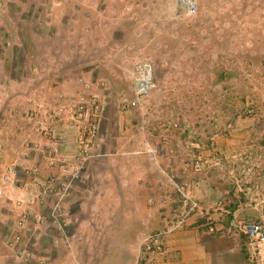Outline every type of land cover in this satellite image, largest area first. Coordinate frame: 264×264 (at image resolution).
Instances as JSON below:
<instances>
[{"label":"rangeland","instance_id":"rangeland-1","mask_svg":"<svg viewBox=\"0 0 264 264\" xmlns=\"http://www.w3.org/2000/svg\"><path fill=\"white\" fill-rule=\"evenodd\" d=\"M0 184V264L53 246L113 264L124 235L131 264L138 233L189 211L174 231L244 247L238 221L264 213V0H0Z\"/></svg>","mask_w":264,"mask_h":264},{"label":"crops","instance_id":"crops-1","mask_svg":"<svg viewBox=\"0 0 264 264\" xmlns=\"http://www.w3.org/2000/svg\"><path fill=\"white\" fill-rule=\"evenodd\" d=\"M259 214V220L264 222V213L261 212ZM140 221L142 220H138V222ZM199 226V223L195 224L193 223V219H191L188 221L185 228L164 235L162 238L164 248L162 252H150L140 247L139 242L144 232L142 235L138 233L136 235L137 243L134 253L135 257L131 264L135 263L137 256H139V261L140 263L142 262V264H264V246L261 248V251H259V254H257L256 260L251 261L246 248L247 238L245 236L244 241H246V243H244L243 247L238 236H232L230 233L227 234L224 232L225 230L230 232L232 229L231 227L225 229L220 237H215V234H208L206 231L202 232ZM122 238V244L118 245L116 247L117 249H114L113 253H111L112 257H114L111 260L115 261L113 264H125L128 259H130L129 253H125L129 246V236L125 237L124 235ZM3 247L6 252V247ZM50 251L51 252L47 254L50 258L48 261L40 257L35 259L34 263L85 264L80 262L76 252L72 251L71 253L69 249L59 250L53 246ZM118 252L122 253L121 259H119ZM40 260H42V263H39ZM122 261L123 263H121ZM22 262L23 261L17 260V262L14 261L13 263L21 264Z\"/></svg>","mask_w":264,"mask_h":264},{"label":"built area","instance_id":"built-area-1","mask_svg":"<svg viewBox=\"0 0 264 264\" xmlns=\"http://www.w3.org/2000/svg\"><path fill=\"white\" fill-rule=\"evenodd\" d=\"M182 3L185 6L186 10H188L189 12L194 11L196 0H182ZM3 194H4V189L0 184V197H2ZM184 197L185 199H189L186 194H184ZM194 205L195 203H193V206ZM189 212L186 214L188 215ZM185 215L182 214L181 218L177 220L174 224H172L166 231L164 230L155 233L143 234L142 235L143 237L141 238L140 247H143L145 250H148L150 252H161L163 247V243H162L163 234H167L174 231L178 226L184 223ZM238 224L240 226L241 231L245 234L247 238L246 248L248 250L249 258L251 261H255L257 254H259V251H261V248L264 246V222L259 220L248 219L242 221L240 220L238 221ZM208 230L210 232L213 231L212 226H209ZM25 246H26V241H25ZM9 249H11L13 253H17L19 252V250L20 251L26 250V248L24 249V247H18V246L9 247ZM35 255L36 254L32 252L30 257L29 255L25 257L23 255H18V257L22 256L23 257L22 261L24 262L29 260L31 261ZM139 260H140L139 256H137L134 264H142V262L140 263ZM39 263H42V260H40Z\"/></svg>","mask_w":264,"mask_h":264},{"label":"bare ground","instance_id":"bare-ground-1","mask_svg":"<svg viewBox=\"0 0 264 264\" xmlns=\"http://www.w3.org/2000/svg\"><path fill=\"white\" fill-rule=\"evenodd\" d=\"M140 81V80H139ZM138 85H139V82H138ZM147 87H146V84L144 83V84H142L141 85V87L139 86L138 87V89L141 91V90H144V89H146Z\"/></svg>","mask_w":264,"mask_h":264}]
</instances>
